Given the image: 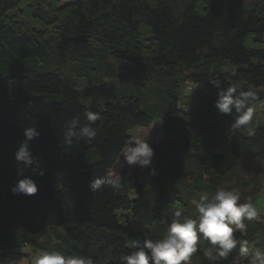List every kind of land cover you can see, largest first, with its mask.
Listing matches in <instances>:
<instances>
[{
    "label": "trees",
    "instance_id": "1",
    "mask_svg": "<svg viewBox=\"0 0 264 264\" xmlns=\"http://www.w3.org/2000/svg\"><path fill=\"white\" fill-rule=\"evenodd\" d=\"M38 1L47 0H0V264H30L23 248L121 264L136 234L119 211L156 239L171 212H185L202 192L223 186L252 200L263 191L264 126L251 134L233 128V117L214 108L210 81L254 90V106L264 109V0H71L45 8ZM21 8L55 33L18 27L9 13ZM193 84L202 87L198 109L184 111L179 103ZM89 111L99 114L96 136L65 144L68 122L87 124ZM154 122L162 141L151 164L120 174L119 188L91 191V179L117 164L129 133ZM27 127L39 132L29 144L38 166L17 176L23 166L14 153ZM24 176L36 194L11 192ZM245 224L234 236L264 248V217ZM209 247L202 240L191 264L241 257L239 246L218 261L198 257Z\"/></svg>",
    "mask_w": 264,
    "mask_h": 264
},
{
    "label": "clouds",
    "instance_id": "2",
    "mask_svg": "<svg viewBox=\"0 0 264 264\" xmlns=\"http://www.w3.org/2000/svg\"><path fill=\"white\" fill-rule=\"evenodd\" d=\"M217 89L214 108L219 114L233 117L231 126L244 128L252 133L251 124L256 114L254 102L257 98L252 89L247 91L236 85H221L219 79L210 81ZM87 124L80 125L78 118L68 122L64 133V143L71 145L74 139H91L97 134L92 125L99 119L98 113H86ZM154 127V125H153ZM24 140L14 153V160L22 168H18L17 176H23V168L37 164L38 161L30 150V141L39 136L35 127H27L23 131ZM134 142L135 146H131ZM124 162L129 166L148 167L154 156L153 148L147 137L127 138L122 150ZM43 175V173H39ZM108 184L113 188L121 186V176L112 171L105 176L92 178L89 183L91 191L99 190ZM38 191L35 181L27 176L18 179L11 192L32 196ZM195 216H186L179 208L171 212V219L166 230L159 238L147 235L143 239L130 242V251L120 257L121 264H191L192 256L198 251L200 242L206 241L210 247L205 253L209 261L227 258L233 249L239 246L240 256L248 259L249 264H264V248L250 245L247 240H238L234 233L247 230L245 221H255L259 211L250 199H242V194L218 186L213 194L202 192L193 201ZM251 248V251H250ZM32 264H94L90 256L81 254L66 255L59 250H43L33 257Z\"/></svg>",
    "mask_w": 264,
    "mask_h": 264
},
{
    "label": "rangeland",
    "instance_id": "3",
    "mask_svg": "<svg viewBox=\"0 0 264 264\" xmlns=\"http://www.w3.org/2000/svg\"><path fill=\"white\" fill-rule=\"evenodd\" d=\"M70 1L71 0H49V1L47 0L44 3H41L40 1H38L36 3L38 6H43L45 8V6L50 5L52 2H54L55 5H57L58 7H61ZM249 1L250 0H244L245 3H248ZM29 7L31 8L32 12L35 11V8L32 5H30ZM21 11H22V13H21ZM9 16H12L14 18V23L18 27H21L24 31H27L29 33H34L35 35H41L42 37H45V38L50 37L55 33L53 27L45 26L44 24L38 23L35 20L29 18L27 15H24L23 8L10 12ZM201 89H202V87L200 85H195V84L191 85V87L189 89H187L182 95L183 99H182L181 103H179L180 108L184 111H193V110L198 109V105H197L196 100H195V98H196L195 95H198V93L200 92ZM255 108H256V114H255L254 120L251 124L252 128L264 126V114L261 111L264 109H261L260 105H255ZM153 125H154V127H153ZM129 135H130V137H134V136H136V137H147V142L153 148L154 146H156L157 144H159L162 141L161 123L160 122H154L147 128H136L133 131H131L129 133ZM131 146H135L134 142ZM138 169H141V167L136 166V165H133V166L127 165L124 162L123 156L121 155L117 164L110 170V172L116 171V172H118L119 175L123 174V173L126 175H131L132 173H134ZM187 186H188L187 182L183 183V185H182L181 192H182L183 197L187 194ZM252 201L254 202V204L256 205V207L259 211V216L256 219V220H259L260 217H264V189L259 195L254 197L252 199ZM183 213L186 216L194 217L196 214L195 208H194V203L192 202L191 205H189L186 208L185 212H183ZM118 215L120 216V219L125 224L129 225L132 228V230L136 234V239H138V238L142 239L144 237V235L146 233V228L132 223V221L130 220V217H129V215H130L129 211H119ZM170 217H171V215H170ZM165 230L166 229H164V231ZM200 244H201V242H200ZM206 252H207V250L202 249L200 252V255L198 257L201 256V257H205L207 259L206 255H205ZM22 253L30 255L29 263L32 264L33 257L36 255H39L41 253V251H38V253H36V254H33V253L31 254L30 248H23ZM194 256H195V254H193L192 259H194ZM247 260L248 259L241 256L235 264H243ZM191 262H192V260H191Z\"/></svg>",
    "mask_w": 264,
    "mask_h": 264
}]
</instances>
